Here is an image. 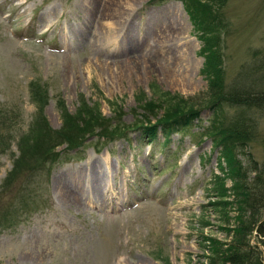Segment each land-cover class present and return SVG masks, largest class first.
Masks as SVG:
<instances>
[{
  "label": "rangeland",
  "instance_id": "1",
  "mask_svg": "<svg viewBox=\"0 0 264 264\" xmlns=\"http://www.w3.org/2000/svg\"><path fill=\"white\" fill-rule=\"evenodd\" d=\"M149 1L0 0V264H208L202 239L226 242L203 209L210 174H219L201 130L212 123L206 108L166 140L158 128L153 138L128 132L127 142L92 137L71 151L56 147V160L38 171L13 168L38 108L59 131V106L68 117L92 107L106 119L119 109L129 125L144 101L160 104L158 117L177 96L203 99L206 22L223 37L225 84L254 78L245 71L264 53V0H192L208 6L193 12L196 26L179 1ZM221 110L229 119L239 108ZM250 116L257 135L244 153L260 164L264 118ZM57 184L67 186L62 194ZM68 192L82 197L80 207ZM249 240L264 257L254 233Z\"/></svg>",
  "mask_w": 264,
  "mask_h": 264
},
{
  "label": "trees",
  "instance_id": "2",
  "mask_svg": "<svg viewBox=\"0 0 264 264\" xmlns=\"http://www.w3.org/2000/svg\"><path fill=\"white\" fill-rule=\"evenodd\" d=\"M164 1L167 0H150L148 4H161ZM177 1L183 4L193 26L197 25L193 12L196 10L202 15L208 7L200 3L197 4L199 8L191 6L192 0ZM209 22L203 28V35L200 36L202 44L198 51L203 58L201 73L207 78L206 96L203 99L177 96L174 101L164 102L166 107L158 117L160 104L144 101L139 106L142 109L139 119L129 125L121 123L119 109L115 111L113 119H106L101 118L99 111L92 107H81L76 115L68 117L67 112L59 106L62 118L59 131L47 128L38 108V116L31 118L33 125H30L29 132L17 140L19 155L13 168L25 172L38 171L43 163L56 160V147L63 144L66 151H71L92 137L95 142H112L120 138L127 142L124 135L128 132L137 130L140 131L139 135L153 138L158 128L166 140L167 133L174 127L186 131L194 121L198 124L200 110L206 108L211 111L212 123L206 129L201 126V130H206L203 135L212 144L219 174H210L207 187L211 200L203 209H210L216 215L219 223L217 229L223 232L226 242L210 236L203 238L202 250L207 253L204 257L208 264H264L261 250L251 245L249 240L254 233V240L264 250V220L261 221L264 211V132L260 139L263 152L260 164L253 160L250 153H244L257 135L256 121L249 117L250 111L257 110L264 118V53L251 70L245 71L246 76H254L249 82L243 79L225 84L223 37L218 29L212 34V23ZM222 104L239 110L227 119L221 110ZM152 119L154 123L151 124ZM227 181L229 187H225ZM231 213L233 216H230ZM9 224L5 227L9 228Z\"/></svg>",
  "mask_w": 264,
  "mask_h": 264
},
{
  "label": "bare ground",
  "instance_id": "3",
  "mask_svg": "<svg viewBox=\"0 0 264 264\" xmlns=\"http://www.w3.org/2000/svg\"><path fill=\"white\" fill-rule=\"evenodd\" d=\"M90 7V6H89ZM104 15H106V13L103 11V14H101V16H104ZM98 27V26H97ZM98 30V29H97ZM98 36H99V33L98 34H94V35H92V36H90V37H92V40L93 41H95L97 38H98ZM97 41V40H96ZM97 174V173H96ZM96 185V184H95ZM67 186H65V185H62L61 187H59L58 188V184H57V187H55L57 190H59V189H61L62 191H64V189L66 188ZM54 188V189H55ZM61 190H59V194H62V191ZM75 190V189H74ZM94 191V190H93ZM96 193V192H95ZM68 194H69V197H68V199H67V201H68V203H70V205H75V206H81V196L79 195V194H77V193H70V192H68ZM97 194V193H96ZM66 201V200H65Z\"/></svg>",
  "mask_w": 264,
  "mask_h": 264
}]
</instances>
